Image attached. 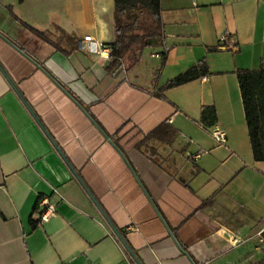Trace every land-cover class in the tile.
<instances>
[{"label": "crops", "instance_id": "obj_1", "mask_svg": "<svg viewBox=\"0 0 264 264\" xmlns=\"http://www.w3.org/2000/svg\"><path fill=\"white\" fill-rule=\"evenodd\" d=\"M113 7L0 0V264H259L264 161L236 70L264 68V0H160L162 45L119 71ZM201 60L208 74L166 87ZM42 196L56 214L37 223Z\"/></svg>", "mask_w": 264, "mask_h": 264}, {"label": "trees", "instance_id": "obj_2", "mask_svg": "<svg viewBox=\"0 0 264 264\" xmlns=\"http://www.w3.org/2000/svg\"><path fill=\"white\" fill-rule=\"evenodd\" d=\"M113 1L114 38L109 43L108 68L119 71L123 66L135 65L145 47L162 45L163 24L160 0ZM206 74L207 65L201 60L167 82L166 87L180 85ZM236 78L253 159L264 161V68L237 69ZM213 115V107L203 109V119H211ZM259 264H264V257Z\"/></svg>", "mask_w": 264, "mask_h": 264}, {"label": "built area", "instance_id": "obj_3", "mask_svg": "<svg viewBox=\"0 0 264 264\" xmlns=\"http://www.w3.org/2000/svg\"><path fill=\"white\" fill-rule=\"evenodd\" d=\"M218 48L223 50L233 49L235 47L234 40L232 35L229 32H223L219 35L218 38ZM80 48L90 52H98L99 48H104V45L98 42H94L91 36L86 35L80 42ZM103 54V53H101ZM157 57L160 54H155ZM210 135L218 142L225 143L226 142V134L222 128L213 124L207 127ZM56 193V189L53 190ZM56 209L55 204L51 202L50 198L47 196H42L38 199L37 204L35 206L33 212V220L37 223H42L49 220L51 217L55 216ZM258 247L264 250V222L262 227L256 232ZM246 239L242 238L239 232H230L228 234V242L231 246H238L242 244Z\"/></svg>", "mask_w": 264, "mask_h": 264}, {"label": "water", "instance_id": "obj_4", "mask_svg": "<svg viewBox=\"0 0 264 264\" xmlns=\"http://www.w3.org/2000/svg\"><path fill=\"white\" fill-rule=\"evenodd\" d=\"M101 210V209H100ZM101 213H102V215L108 220V218H107V216L105 215V213L101 210ZM114 229V231H115V233H116V235L118 236V238L122 241V243L123 244H125V246H126V243L124 242V240H123V238L120 236V234H119V232L115 229V228H113ZM136 259V258H135ZM137 260V259H136Z\"/></svg>", "mask_w": 264, "mask_h": 264}, {"label": "rangeland", "instance_id": "obj_5", "mask_svg": "<svg viewBox=\"0 0 264 264\" xmlns=\"http://www.w3.org/2000/svg\"><path fill=\"white\" fill-rule=\"evenodd\" d=\"M224 264H226V263H224ZM229 264V263H228ZM237 264H238V262H237Z\"/></svg>", "mask_w": 264, "mask_h": 264}]
</instances>
